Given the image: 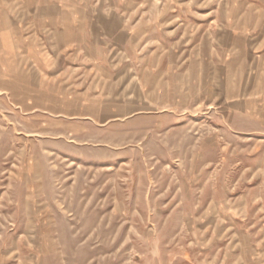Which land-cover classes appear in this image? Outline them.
Listing matches in <instances>:
<instances>
[{
    "label": "rangeland",
    "instance_id": "1",
    "mask_svg": "<svg viewBox=\"0 0 264 264\" xmlns=\"http://www.w3.org/2000/svg\"><path fill=\"white\" fill-rule=\"evenodd\" d=\"M98 1L67 9L98 12ZM26 3L0 0V264H264V133H233L234 102L139 96L121 52L101 54L120 64L107 78L82 71L102 96L81 99L71 69L62 85L39 84L19 51ZM223 4L211 0L214 26ZM160 8L146 1L147 27ZM186 39L169 60H187ZM48 49L34 59L63 60ZM185 71L173 70L179 83ZM42 87L57 98L27 93Z\"/></svg>",
    "mask_w": 264,
    "mask_h": 264
},
{
    "label": "crops",
    "instance_id": "2",
    "mask_svg": "<svg viewBox=\"0 0 264 264\" xmlns=\"http://www.w3.org/2000/svg\"><path fill=\"white\" fill-rule=\"evenodd\" d=\"M70 1L27 0L22 11L15 14L20 20L26 16L31 22L25 40L19 42V51L27 54L28 69L35 70L42 78L39 84L48 86L56 81L62 85L67 76L65 70L71 69L75 82L70 85L81 99L102 96V90L83 89L82 71L91 74L92 70H104L106 75L120 64L114 59L104 60L101 54L121 52L122 69L138 70L139 96H155L172 102L179 96H187V101L234 102L230 110L233 133H264L261 104L264 102V0H224L223 21H218L216 26L211 0H157L161 8L155 21L159 25L148 27L144 22L146 13L141 11L147 0H101L100 4L95 3L94 9L98 12L70 11L72 8L67 9ZM33 22H40V34L31 32L35 30ZM184 36L187 60H169L167 54L173 58L178 38ZM54 46L63 58L59 63L34 59L35 53H45ZM180 68L186 70L185 77L180 74L185 83H179L178 74L174 75L173 70ZM152 69L156 70L153 82L148 80ZM31 75L30 71L26 73L27 78ZM101 84L100 79L96 85ZM27 93L57 98L56 94H48L46 87ZM216 111L209 108L205 115L227 117L226 109ZM219 130L226 133L221 127Z\"/></svg>",
    "mask_w": 264,
    "mask_h": 264
}]
</instances>
